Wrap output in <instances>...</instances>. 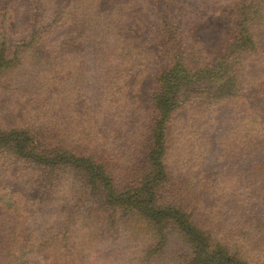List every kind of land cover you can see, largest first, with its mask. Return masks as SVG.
Returning a JSON list of instances; mask_svg holds the SVG:
<instances>
[{"label":"rangeland","instance_id":"obj_1","mask_svg":"<svg viewBox=\"0 0 264 264\" xmlns=\"http://www.w3.org/2000/svg\"><path fill=\"white\" fill-rule=\"evenodd\" d=\"M66 1L3 0L0 4V24L5 25L4 16L10 17L7 26L14 44L13 65L0 73V127L25 124L28 113L37 114L41 106L40 123L55 129L72 149L84 139L93 138L95 146L109 140L119 172L137 156L135 138L149 131L158 78L174 61L166 19L172 23L171 33L184 32L180 47L215 58L230 48L232 33L244 18L240 2L246 6L253 2L94 0L107 21L100 23L92 21L95 9L89 11L88 0L81 15L86 25L77 26L67 11L59 13ZM103 22L112 23L108 31L102 30ZM93 29L105 33L110 48L103 50L104 58ZM16 52L22 55L19 61ZM255 59L242 73L244 89L213 113L194 118V110L177 112L175 137L178 131L184 136L180 155L195 167L187 171L200 174V180L211 178L206 195L210 206L223 202L215 209V223L235 219L238 206L226 205L228 199L250 197L251 189L241 182L238 187L239 174L231 177L230 167L220 157L225 140L246 128L248 116L257 113L264 119V34ZM248 158L251 161L241 164V169L251 172V162L254 165L257 158ZM20 166L0 153V264H190L177 229L174 233L165 228L169 235L163 242L151 222L133 213L77 203L73 187H64L69 172L52 173L53 187L43 188L41 181L28 182L29 177L35 179L31 171L20 181ZM218 178L224 180L222 184ZM26 182L32 186L27 200L20 193H26L28 186L22 189ZM224 182L229 191L223 190ZM37 196L40 199L34 201ZM259 214L264 216V207Z\"/></svg>","mask_w":264,"mask_h":264},{"label":"trees","instance_id":"obj_2","mask_svg":"<svg viewBox=\"0 0 264 264\" xmlns=\"http://www.w3.org/2000/svg\"><path fill=\"white\" fill-rule=\"evenodd\" d=\"M86 1H66L59 13L67 11L75 25L82 23L85 26L86 20L81 15L86 8L83 3H88ZM95 1L89 2V11L95 9L92 21L102 23L105 18L100 16ZM2 3L3 0H0ZM240 5V9H244V18L232 33L231 46L215 58L197 55L194 49L188 51V48H182L183 45L180 47L184 32L171 33L172 23L166 19L168 41H172L171 50L175 52L174 61L158 78L149 131L136 136L137 156L125 171L119 172L114 164L109 140L102 139L95 146L93 138H90L78 141L74 147L76 149L67 146L60 135L53 132L55 129L40 123L44 119L41 117V106L36 108L37 114L30 112L33 115L28 113L26 116L29 124L35 121L40 124L38 127H29L27 122L0 127V153L15 163H21L18 171L20 181L28 178L26 171H31L35 179L29 177L30 184L41 181L43 188L53 187L52 173L69 172L64 187H73L71 193L77 203L105 206L113 213H133L151 222L163 242L169 235L165 228L177 229V233L184 237L186 257L190 264H264V216L259 214L264 207L262 116L257 113L248 116L246 128L243 126L241 133L233 139H226L221 149L220 158H224L230 167L227 169L231 177L235 179L236 174L240 176L238 187L241 188V182L245 183L244 188L251 189L250 197L235 201L228 199L226 202V205L232 203L238 206L231 223L226 219L215 223V209H219L223 202L218 201L215 206L208 204L206 195L211 178L200 180V174L187 171L195 167L185 163L181 157L180 140L184 136L178 131L175 137L174 131L179 110H194V118L205 112L213 113L221 103L244 89L242 73L256 62L260 39L264 34V0H253L251 6H246L242 1ZM9 19L4 16L5 25L0 24V73L13 65L11 56L14 44L8 31ZM111 25V22H103L102 30L108 31ZM93 32L96 45L102 47L98 49L101 56L103 50L110 47L105 33L96 29ZM18 52L14 57L17 61L22 56ZM108 55L112 54L108 52ZM179 117L183 119V116ZM182 126H185L183 120ZM181 129L184 130L183 127ZM250 156L257 158L254 165L251 162V172L241 169V164L246 166L245 162L251 161L247 159ZM233 169L236 171L233 172ZM44 170L49 171L47 175L39 176ZM223 181L218 178V183L222 184ZM8 184L3 188L5 191ZM30 184L26 182L22 189ZM31 187L28 186L24 194L20 190L23 199L27 200ZM57 187H61L60 183ZM225 189L229 191L224 182ZM47 192L53 193L49 189ZM15 193L12 191L13 195ZM231 193L224 195V198ZM39 199L37 196L34 201Z\"/></svg>","mask_w":264,"mask_h":264}]
</instances>
